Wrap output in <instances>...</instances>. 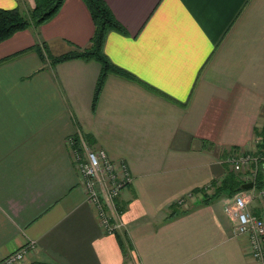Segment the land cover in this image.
I'll return each instance as SVG.
<instances>
[{
  "label": "crops",
  "instance_id": "0c3cea01",
  "mask_svg": "<svg viewBox=\"0 0 264 264\" xmlns=\"http://www.w3.org/2000/svg\"><path fill=\"white\" fill-rule=\"evenodd\" d=\"M105 1L123 27L108 32L105 52L159 91L110 73L93 107L99 62L52 65L32 48V28L0 41V260L34 240L25 263L258 264L247 236L233 232L229 198L201 204L193 190L224 176L225 149H255L264 124V0ZM38 30L59 55L87 45L95 24L84 0H64ZM79 132L130 172L117 199L126 256L72 162L68 139ZM184 195L188 208L170 216ZM249 207L260 213L263 203Z\"/></svg>",
  "mask_w": 264,
  "mask_h": 264
},
{
  "label": "built area",
  "instance_id": "2783aa9c",
  "mask_svg": "<svg viewBox=\"0 0 264 264\" xmlns=\"http://www.w3.org/2000/svg\"><path fill=\"white\" fill-rule=\"evenodd\" d=\"M81 148L69 137L71 158L81 175L82 187L86 198L94 208L98 220L108 233L124 232L125 222L119 210L117 199L122 190L131 181V175L124 161H113L102 147L90 145L79 132ZM259 137L253 139L255 149H239L225 154L224 162L243 173L245 182L253 181L248 189H242L229 198L225 211L233 220V232L245 234L248 238L249 251L258 264H264V185L258 187L256 177L259 168L264 165V156L256 153ZM190 196V195H189ZM260 199L263 207L260 213L253 212L249 203ZM179 202H184L180 198ZM35 247L34 240L0 260V264H20L27 252Z\"/></svg>",
  "mask_w": 264,
  "mask_h": 264
},
{
  "label": "trees",
  "instance_id": "16d2710c",
  "mask_svg": "<svg viewBox=\"0 0 264 264\" xmlns=\"http://www.w3.org/2000/svg\"><path fill=\"white\" fill-rule=\"evenodd\" d=\"M64 0H34V4L28 8L26 12L20 9V6L14 8L0 7V41L11 36L18 30H22L25 27L38 28L40 25L49 20L60 8ZM88 6L94 24L95 30L90 39V42L85 46H73L69 50L59 54L53 55L48 51H45L46 43L40 42V48L35 44L32 48H35L40 56L45 59L48 57L52 65L72 59L80 58L84 60H95L100 64V72L96 81L94 95H93V107H95L103 85L106 81L107 76L110 73H116L124 77L138 80L142 82L150 90L158 92L159 90L155 87L147 84L138 79L132 72L126 68L114 63L111 58L107 55L104 50V43L108 32L111 29H123L119 20L113 14L111 8L105 0H84ZM39 31V30H38ZM23 51V50H22ZM19 52L12 54L17 55ZM11 55V56H12ZM256 136L260 138L257 143L256 153L264 156V124L261 128H257ZM74 143L77 147L81 148L80 138L77 135H73ZM237 151L239 148L230 147L225 149L224 155L230 151ZM228 168L226 173L221 179H214L210 184L195 188L193 193H196L200 197L201 204H208L221 197L230 198L238 191L242 190V184L245 182L243 173L234 169L230 164H227ZM264 174V165L259 168L256 184L258 187L264 185L263 178L259 175ZM192 194V193H191ZM188 195H184L185 202L188 199ZM185 202L180 203L178 200L171 205L170 216L177 214L180 210L186 211L181 208ZM169 216V217H170ZM119 239L123 245L125 256L128 255L130 242L124 232H119ZM26 264H52L45 261L35 260Z\"/></svg>",
  "mask_w": 264,
  "mask_h": 264
},
{
  "label": "rangeland",
  "instance_id": "374dc122",
  "mask_svg": "<svg viewBox=\"0 0 264 264\" xmlns=\"http://www.w3.org/2000/svg\"><path fill=\"white\" fill-rule=\"evenodd\" d=\"M27 6H29V3H28V5ZM20 9L21 10H23L24 12H26L27 10H28V8L27 7H25V8H23V7H20ZM29 29V28H32L33 29V31H34V34H35V36H36V42H35V44L37 45V47H39L40 48V46H41V44H40V38H39V32H38V28H35V27H33V26H31V27H25L24 29ZM34 44V45H35ZM33 45V46H34ZM42 47V46H41ZM45 47V51L47 52H49V53H51L50 51H49V48H48V45L46 44V46H44ZM48 58V57H47ZM49 60V59H48ZM190 203H188V205H189ZM24 261H25V259H24ZM22 262V263H20V264H26L25 262Z\"/></svg>",
  "mask_w": 264,
  "mask_h": 264
},
{
  "label": "water",
  "instance_id": "95a60500",
  "mask_svg": "<svg viewBox=\"0 0 264 264\" xmlns=\"http://www.w3.org/2000/svg\"><path fill=\"white\" fill-rule=\"evenodd\" d=\"M253 184H254L253 181H247V182H244V183L242 184V188H243V189H245V188L248 189V188L252 187Z\"/></svg>",
  "mask_w": 264,
  "mask_h": 264
}]
</instances>
